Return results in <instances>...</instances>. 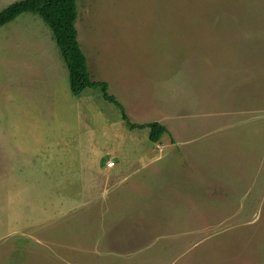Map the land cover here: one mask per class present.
Returning <instances> with one entry per match:
<instances>
[{"label": "rangeland", "instance_id": "obj_1", "mask_svg": "<svg viewBox=\"0 0 264 264\" xmlns=\"http://www.w3.org/2000/svg\"><path fill=\"white\" fill-rule=\"evenodd\" d=\"M17 0H0V10ZM79 95L36 14L0 27V264H264V0H77Z\"/></svg>", "mask_w": 264, "mask_h": 264}, {"label": "trees", "instance_id": "obj_2", "mask_svg": "<svg viewBox=\"0 0 264 264\" xmlns=\"http://www.w3.org/2000/svg\"><path fill=\"white\" fill-rule=\"evenodd\" d=\"M23 13L39 15L51 29L55 42L69 71L70 90L79 95L86 88L99 87L102 97L119 108L121 117L129 129L149 128V140L161 141L168 133L167 127L158 122L133 123L130 121L123 104L109 93L106 81L93 80L88 66V59L78 40L76 21L78 19L77 0H17L0 10V27L14 21Z\"/></svg>", "mask_w": 264, "mask_h": 264}]
</instances>
